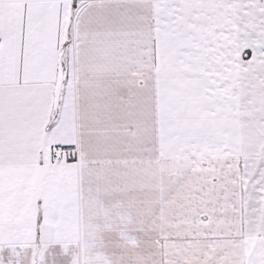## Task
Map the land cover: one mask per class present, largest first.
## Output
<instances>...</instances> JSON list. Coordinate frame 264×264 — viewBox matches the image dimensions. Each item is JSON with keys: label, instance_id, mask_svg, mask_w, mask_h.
Here are the masks:
<instances>
[{"label": "snow or ice", "instance_id": "1", "mask_svg": "<svg viewBox=\"0 0 264 264\" xmlns=\"http://www.w3.org/2000/svg\"><path fill=\"white\" fill-rule=\"evenodd\" d=\"M0 264H264V0H0Z\"/></svg>", "mask_w": 264, "mask_h": 264}]
</instances>
